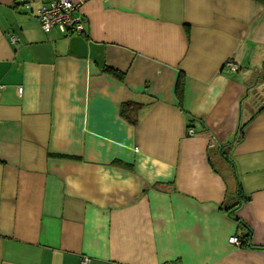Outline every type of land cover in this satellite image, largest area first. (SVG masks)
<instances>
[{
  "label": "crops",
  "instance_id": "crops-1",
  "mask_svg": "<svg viewBox=\"0 0 264 264\" xmlns=\"http://www.w3.org/2000/svg\"><path fill=\"white\" fill-rule=\"evenodd\" d=\"M48 1L0 0V264H264V0Z\"/></svg>",
  "mask_w": 264,
  "mask_h": 264
},
{
  "label": "built area",
  "instance_id": "built-area-1",
  "mask_svg": "<svg viewBox=\"0 0 264 264\" xmlns=\"http://www.w3.org/2000/svg\"><path fill=\"white\" fill-rule=\"evenodd\" d=\"M25 9L29 8L27 2L22 3ZM80 2L77 0H50L39 5L34 10V16L38 19L43 32L56 31L60 34H77L83 32V17L79 11ZM14 41L15 37L11 36ZM230 70H235L236 65L232 62L226 63ZM18 94L21 87L17 88ZM192 133L191 129H188ZM230 244L239 245L240 241L235 235L228 237ZM88 257L82 256L78 264H88Z\"/></svg>",
  "mask_w": 264,
  "mask_h": 264
},
{
  "label": "trees",
  "instance_id": "trees-1",
  "mask_svg": "<svg viewBox=\"0 0 264 264\" xmlns=\"http://www.w3.org/2000/svg\"><path fill=\"white\" fill-rule=\"evenodd\" d=\"M104 70H105L107 73H110V74H112V75H114V76H116V77L121 78V74L118 73L117 71H115L114 69H111V68H109V67H106V68H104ZM177 85H178V86H177V90H176V92H177V94H178V96H179V94H180V91H179V89H180V88H179V81H178V84H177ZM134 105H135V104H122V106H121V108H120V113L122 114V116L125 117V118L128 120V122H130V123H132V124H134V123L136 122V117L134 116V114L130 115L128 112L131 111V108H129V107H132V110L135 109V108H134ZM136 107H137V106H136ZM234 207H235V206H232L231 208H234ZM227 210H228V208H227ZM249 235H250V231H249V230H246V231H244V232L242 233V235L240 236L241 239H242V243L245 242V241L248 239Z\"/></svg>",
  "mask_w": 264,
  "mask_h": 264
}]
</instances>
